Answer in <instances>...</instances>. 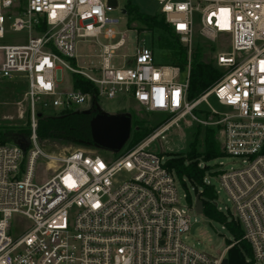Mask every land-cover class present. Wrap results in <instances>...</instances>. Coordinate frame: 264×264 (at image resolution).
Wrapping results in <instances>:
<instances>
[{
	"label": "built area",
	"instance_id": "1",
	"mask_svg": "<svg viewBox=\"0 0 264 264\" xmlns=\"http://www.w3.org/2000/svg\"><path fill=\"white\" fill-rule=\"evenodd\" d=\"M153 1L186 48L184 70L156 65L147 46L136 47L128 66L112 67L109 58L125 44L122 34L102 46L99 67L85 70L71 63L76 38H113L110 25L118 19L106 11L116 0H0V41L22 40L0 44V77L26 84L30 125L25 150L14 142L0 144V264H222L235 241L218 255L184 241L194 203H180L174 173L162 152L150 148L185 120L219 127L222 151L241 161L219 175L220 183L251 249V264H264V0ZM196 26L209 43L226 35L230 50L213 54L219 79L188 99L190 52L199 46ZM63 69L71 75L64 90ZM73 73L90 81L101 98H132L148 112L173 119L106 158L82 149L46 155L36 142V114L89 102L88 93L73 87ZM211 96L220 110L208 102ZM203 103L216 120L197 117ZM39 158L52 169L40 182Z\"/></svg>",
	"mask_w": 264,
	"mask_h": 264
},
{
	"label": "rangeland",
	"instance_id": "2",
	"mask_svg": "<svg viewBox=\"0 0 264 264\" xmlns=\"http://www.w3.org/2000/svg\"><path fill=\"white\" fill-rule=\"evenodd\" d=\"M116 7L110 11H106V16L118 19L116 24H111L115 30L113 38H105L99 35L94 38H76L74 50V63L77 67L87 70L92 67H99L101 64L100 52L104 44L114 43L121 34L124 37L125 44L123 47L115 49L112 56L109 58V63L112 67L128 66L131 61V56L135 53L136 47L147 46L153 48V57L156 65H166L170 63V53L174 50L168 49L164 46H159L161 43L175 42L168 33L162 30H149L146 26L138 21L130 20L126 13H122L126 0H116ZM139 10L145 14L154 15L159 12V5L153 0H132ZM108 26V25H106ZM159 38V40H158ZM226 35H218L215 42L209 43L205 38L201 37L197 32L194 33V42L199 46L193 47L191 52L198 51L205 61L211 62L213 65V54L218 52H228L230 50L229 42L226 40ZM22 40L16 39L12 36L0 41V44H17L22 43ZM180 42V41H179ZM210 44L213 46H210ZM214 50V53H213ZM188 59V56H187ZM190 59V58H189ZM2 56L0 53V62ZM174 65V64H173ZM181 70V69H180ZM185 78V71L180 72L179 80L183 81ZM71 86V75L63 69V80L60 83V89H68ZM26 84L19 79H6L0 77V126H24L29 129V113L27 102L24 97ZM89 102L85 107L74 108L69 110V113L79 114L87 112L91 108L100 113L107 114H126L131 119L130 136L123 147L133 146L144 139H146L155 129L161 124L171 121L173 118L170 115L158 112H148L141 105L136 103L132 98H101L97 92L89 94ZM208 102L216 109H221L216 100L211 96ZM205 104H200L196 110V115L199 119L214 121L216 117L208 115L204 112ZM21 115V116H20ZM48 117H57L59 112H48L43 114ZM189 119V117L185 118ZM37 125V121H36ZM35 125V128H36ZM207 128L214 129L215 139L221 147V135L219 127L209 126L196 122L180 121L178 126H172L167 130L162 139L158 138L150 144V148L154 151L162 152L166 158V153L183 154L188 149V144L193 138V134L198 130L197 150L200 152L204 148V134ZM24 135V134H23ZM27 134H25L26 137ZM36 136V133H35ZM29 139V137H28ZM28 141V140H26ZM40 150L50 156H62L72 150L82 149L90 153H98L101 157H109L113 155V151L99 148L92 141H85L74 143L66 139H51L45 138L38 143ZM241 161L229 155H223L209 161H200L199 166L205 168L204 183L211 185L214 189L215 198L211 200L215 208L220 211L226 218L230 219L233 214L232 202L220 183L219 175L225 171H231L241 166ZM50 166H54V162H50ZM55 167V166H54ZM52 172L46 165L45 158H39L36 164V180L44 181ZM184 183L177 180L176 188L179 195L180 203L186 204L188 199L183 198L187 194L191 203H194L197 191L187 179H183ZM199 196V195H198ZM191 227L186 233L184 241L193 246L195 249L206 252L210 255L220 254L224 248L231 242L237 243L239 240H234L232 233L219 221L209 219L203 213H197L194 209L190 211ZM27 226L28 222L24 221L21 226ZM234 243V244H235ZM227 256V253H226ZM244 259L250 261L251 259L244 254ZM249 258V259H248ZM263 264V263H262Z\"/></svg>",
	"mask_w": 264,
	"mask_h": 264
},
{
	"label": "trees",
	"instance_id": "3",
	"mask_svg": "<svg viewBox=\"0 0 264 264\" xmlns=\"http://www.w3.org/2000/svg\"><path fill=\"white\" fill-rule=\"evenodd\" d=\"M124 9L130 20L140 22L149 30H162L176 38V41L172 43H161L159 41V46L174 50L173 53H170V63L184 70L187 61L186 48L179 42L178 37L172 32L170 25L165 22L164 18L158 13L150 15L141 12L138 6L132 3V0H126ZM71 63L75 65L73 59H71ZM220 74V71L211 62L205 61L198 51L190 53L188 99L197 98L207 91L219 79ZM72 83L75 89H80L90 95L96 92L94 85L79 74H72ZM97 114L98 112L93 108L79 114L69 113V110L61 111L57 117H48L41 114V116L36 117L35 133L37 141L40 143L45 138H63L74 143L92 142L90 122ZM214 133L213 128L206 129L203 139L204 148L199 152L197 150L198 130H196L188 144L187 151L183 154L166 153L164 165L174 173L177 180L184 183L183 179H187L196 192L200 190L197 193L202 200L203 215L221 222L232 233L234 240H239L227 250L228 264H251V249L246 241L242 239V230L239 224L232 217L230 219L226 218L212 204L211 200L215 198L214 189L211 185L204 183L206 170L204 166H199L200 161L206 162L225 155L223 151L219 150ZM25 134H27L26 137ZM28 137L29 129L24 126H0V144L6 142L17 143L19 140H28ZM188 200L190 201L189 197ZM244 254L251 260L247 262L244 259Z\"/></svg>",
	"mask_w": 264,
	"mask_h": 264
},
{
	"label": "water",
	"instance_id": "4",
	"mask_svg": "<svg viewBox=\"0 0 264 264\" xmlns=\"http://www.w3.org/2000/svg\"><path fill=\"white\" fill-rule=\"evenodd\" d=\"M121 12L124 14L125 9L122 8ZM41 116L38 112L36 117ZM92 141L99 148H103L111 151L120 150L127 142L131 132V119L128 115L117 113L97 114L90 122ZM17 144L22 150H25L28 145V141L19 140ZM194 210L197 213H202L203 204L198 195L194 197ZM222 264H228L227 258L222 260Z\"/></svg>",
	"mask_w": 264,
	"mask_h": 264
}]
</instances>
